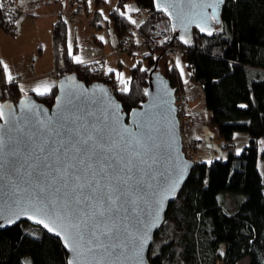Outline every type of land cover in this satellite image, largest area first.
Here are the masks:
<instances>
[{"label": "trees", "instance_id": "trees-1", "mask_svg": "<svg viewBox=\"0 0 264 264\" xmlns=\"http://www.w3.org/2000/svg\"><path fill=\"white\" fill-rule=\"evenodd\" d=\"M94 2L98 5L105 0ZM131 2L137 9L150 10L151 17L131 23L125 14V5ZM109 16L118 37L132 26L145 33L163 15L154 11L152 0H116ZM61 17L51 30L57 79L74 72L86 84L101 81L103 76L106 84H118L112 72L104 71L100 77L96 62L91 63L96 69L87 70V63L73 60L75 50L68 54L66 22ZM180 53L189 81L203 92L218 135L230 143L235 132H245L248 142L238 153L231 149L226 159L194 162L183 189L169 206L166 221L155 234L149 262L236 264L248 257L249 264H264V183L258 167L259 157H264V146H260L264 139V0H225L221 23L211 35L195 32ZM159 54L150 51L142 55L146 65L139 59L131 66L128 92L118 87L115 94L123 111L145 100L147 69ZM163 59H159L158 70L177 87L182 83L179 71L171 65L161 66ZM0 90L2 101L14 102L24 95L15 82H7L2 64ZM55 93L56 86L48 94L34 97L50 107ZM217 192L243 194L247 199L229 212L211 201ZM66 257L57 238L26 221L0 231V264H66Z\"/></svg>", "mask_w": 264, "mask_h": 264}, {"label": "water", "instance_id": "water-1", "mask_svg": "<svg viewBox=\"0 0 264 264\" xmlns=\"http://www.w3.org/2000/svg\"><path fill=\"white\" fill-rule=\"evenodd\" d=\"M224 1L172 0L174 6L168 8L172 18L156 9L155 0L152 3L156 13L169 19L175 38L187 45L195 32L209 35L221 23ZM208 3L214 5L215 19L213 9L206 7ZM161 56L160 53L147 69L145 100L128 112L123 111L122 103L105 83L86 84L74 72L57 79L50 107L37 101L32 93L22 95L14 102H0L4 112V117L0 118V126H3L0 135L6 143L0 151V217H3L0 231L26 221L60 241L67 253L66 264L76 259V253L64 246L62 237L49 232L42 224L25 215H20L13 223L8 222L20 210L10 211L13 201L19 199L21 208L28 207L26 202L37 197L41 187L45 188L43 195L48 199L71 201L76 181L70 179L66 186L59 180L55 183L51 180L57 167L72 164L76 165L73 172L82 176L88 172L87 182L99 181L94 194L89 188L84 189L85 194L92 196L90 201L73 205L74 209L88 221V231L96 225H100L99 231L112 230L109 237H102L105 248L91 253L86 247L81 248L83 254L79 256L78 264H96L97 261L100 264H135L133 237L143 235L145 230L148 242L143 250L142 264H150L148 254L155 234L166 221L169 206L183 189L194 164L183 152L174 104L176 88L158 70ZM133 110L141 115L135 116ZM137 120L140 127L135 123ZM125 128L131 136L124 132ZM89 135L102 136V143L111 149L104 152L95 149L100 153V163H94L91 170L79 163L81 158L85 164L88 162L83 152L77 154L69 150L70 143ZM92 151L89 148V155ZM102 163L111 164L103 173L100 171ZM173 186L175 191H172ZM15 188L20 189L18 197L13 195ZM109 195L115 203L107 201ZM98 211H103L104 215L99 216ZM28 212L37 219H45L34 214L31 207ZM113 244H127L128 247L113 251Z\"/></svg>", "mask_w": 264, "mask_h": 264}, {"label": "rangeland", "instance_id": "rangeland-1", "mask_svg": "<svg viewBox=\"0 0 264 264\" xmlns=\"http://www.w3.org/2000/svg\"><path fill=\"white\" fill-rule=\"evenodd\" d=\"M16 4L21 8L16 31L5 30L0 24V60L8 66L5 75L7 79L10 74L13 77L12 82H16L17 78L22 79L33 70L35 73L49 72L50 69L53 71L51 27L65 10L74 16L73 19L65 15L61 17L66 22L67 44L75 50L74 56H79L84 63L98 62L106 73L109 72L108 69H112L119 88H123L124 85L120 83L117 74L122 73L123 79L129 82L131 66L139 59L143 60L142 55H112L113 47L118 44V37L109 12L115 7L116 0H105L98 5L94 0H91V3L89 0L75 1L72 6L69 0H16ZM125 14L128 18L131 17V20L134 19L129 13V8ZM22 17L29 20L24 27L21 25ZM92 20L94 23L90 24ZM142 20L143 18L137 20L136 24ZM101 37L103 39H100ZM174 59L182 82L176 86L185 94L187 107L194 118L192 127L181 134L185 148L192 155L194 162L209 163L218 158L226 159L233 147H226V141L218 135L216 124L210 120L211 113L205 107L200 86L189 81V71L181 53H177ZM163 64L169 66L172 61L163 59L161 66ZM143 65H146L144 60ZM232 142L229 144L234 145L233 151L238 153L247 144L248 136L245 132H235ZM260 146H264V139H261ZM258 166L260 172L264 174V157H259ZM245 199L247 196L243 194L217 192L211 201L223 205L231 212L236 203ZM236 264H249V258H241Z\"/></svg>", "mask_w": 264, "mask_h": 264}, {"label": "snow or ice", "instance_id": "snow-or-ice-1", "mask_svg": "<svg viewBox=\"0 0 264 264\" xmlns=\"http://www.w3.org/2000/svg\"><path fill=\"white\" fill-rule=\"evenodd\" d=\"M217 2H220V0H217ZM89 3H91V0H89ZM174 6L172 3V0H155V7L158 11L165 12L169 18H172V13L168 11L169 7ZM3 5L0 4V8H2ZM125 7L129 8L130 11H138V9L132 8L131 6L125 5ZM207 8L213 9V19H215V8L212 3H208L206 5ZM103 14V13H101ZM121 16L124 15V13H120ZM129 20L131 23L136 24L137 22L135 20H131V17H129ZM138 26V25H137ZM201 31H204L203 28H201ZM211 35V32L208 33ZM100 39H103L101 37ZM187 43V41H185ZM68 54L72 55V49L71 45H69L68 48ZM73 60L76 63H84V61L79 56H73ZM0 64L4 65V71L5 73L8 72V66L4 64L2 60H0ZM109 72L113 71L112 69H108ZM118 79L120 80V83L124 85V87L121 89L123 92H128V81H125L123 79V74L118 73L117 74ZM8 82H12L13 77L8 74L7 76ZM23 90V89H21ZM33 91H35L38 95H46L51 91V86L44 82L43 84H38ZM147 94V93H146ZM241 107H244L241 105ZM29 111H31L29 109ZM133 114L135 116H139L141 114L135 113V110H133ZM4 117L3 112V106H0V118ZM118 119V117H117ZM7 123V121H6ZM137 124V127H140L139 121H135ZM41 127H44L43 123H41ZM3 126H0V129H2ZM99 133V130H97ZM125 133H128L129 136L132 134L129 132L128 128L124 129ZM121 139H123V136H121ZM103 137L98 136L94 137L93 135L87 136L85 139L78 140L75 143L69 144V150L72 152H75L77 154L83 152L84 156H87L88 162L85 164V160L83 158L80 159L79 163L82 165H85L87 170H91L93 168L94 163H100V153L96 152L95 149H99L100 152L104 151H110V148H106L104 143H102ZM137 144L140 143L139 140L136 141ZM62 144L64 141L61 142ZM131 143V142H129ZM6 147L5 139L2 135H0V151H3ZM89 148L93 149L92 154L89 155ZM54 151H60V149H53ZM40 151L43 152L44 148H40ZM138 156L139 153H136ZM50 167V165H46ZM76 165L72 164H66L63 168L57 167L55 169V174L52 176V183H55L57 180L63 182L66 186L68 185V182L70 179H74L76 181L75 186L72 188V192L74 195L72 196L71 201H64V200H58L54 201L51 199L46 198L43 194L46 191L45 188L41 187L39 189V193L37 197L29 199L26 203L28 207H31L34 214L42 215L45 217L47 222H45V219H37L35 215L29 214L28 207H20L19 199L14 200L13 204L9 206L10 211H14L16 208H19V212H15V215L11 218H9V223L15 222V219H18L20 215H25L29 220H34L37 224H42L45 229H47L49 232L55 233L57 236H61L64 240V246L68 248L69 251L76 253V259H72L68 261V264H78V258L83 253L80 252L81 248L86 247L88 252H93L97 249L105 248L104 243L102 242V237H109L112 234V230L105 228L103 231H99L100 225H96L95 228L88 231V221L85 220L81 215L79 211H76L74 209L73 205L79 206L81 204H84L85 202L90 201L92 196L85 194L84 189L87 187L91 190V192L94 194L95 187L99 185V181H95L93 183H89L86 181V176L88 175V172L85 171L84 175L77 174L72 171L73 168H75ZM110 163H102L100 167V171L103 173L105 172L106 168H110ZM94 175V174H93ZM84 181V182H82ZM59 189H57L58 191ZM172 191H175V186L172 187ZM20 192L19 188L13 189V195L18 197V194ZM107 201L110 203H115L113 200V197L111 195L107 196ZM82 211V209H81ZM99 216H103V211H98ZM3 217H0L2 219ZM134 241V259L135 264H142L143 261V250L148 242V233L147 230L144 231L143 235H136L133 237ZM75 245V247L70 246ZM113 251H115L117 248H120L122 250L127 249V244H113L111 245ZM96 264H100L99 261L96 262Z\"/></svg>", "mask_w": 264, "mask_h": 264}, {"label": "built area", "instance_id": "built-area-1", "mask_svg": "<svg viewBox=\"0 0 264 264\" xmlns=\"http://www.w3.org/2000/svg\"><path fill=\"white\" fill-rule=\"evenodd\" d=\"M70 6L73 5L75 1L81 2V0H69ZM0 4L3 5L0 8V24L3 25L6 29L11 32L16 31L17 29V19L21 12V8L16 4V0H0ZM62 16H69L70 19H73V14L69 13L68 10L62 11L60 13ZM152 15L150 10L145 9H138V11H134L131 13L133 20L137 21L143 18L149 19ZM93 20L90 24H93ZM183 49V45L175 38L170 21L164 15L158 19H155L149 26L148 30L143 33L141 32L136 26H132L128 28L127 31L122 33L118 36V44L113 47L112 55L119 56V55H126V54H133V55H143L150 51H159L162 56L166 59L172 61V68L175 67L174 61L175 56L177 53L181 52ZM89 62L87 63L86 69L89 70L91 68H95V65H92ZM98 63V62H96ZM97 72L100 73V77L103 76L104 70L102 69L100 64H97ZM100 78L99 76H97ZM102 79V78H101ZM105 76L101 82L105 83ZM106 84V83H105ZM109 87L110 92L115 95L118 91V84L108 83L106 84ZM176 88L175 92V106L177 110V119L179 122L180 133L186 129H189L193 125V114L190 109L187 107L186 103V96L183 91L179 90L178 87ZM1 98V95H0ZM1 101V100H0ZM231 143V142H230ZM183 149L185 157L192 160V155L184 146L183 139H182ZM227 146H232V144L227 143Z\"/></svg>", "mask_w": 264, "mask_h": 264}, {"label": "crops", "instance_id": "crops-1", "mask_svg": "<svg viewBox=\"0 0 264 264\" xmlns=\"http://www.w3.org/2000/svg\"><path fill=\"white\" fill-rule=\"evenodd\" d=\"M45 1H51V0H45ZM130 6L132 8L137 9V6L134 3H131ZM132 12H134V11H130L129 10V13H132ZM28 21L29 20H27L26 17H22V19H21V25H23V27H24V25ZM54 23L55 22H53V24ZM53 24H52V26H53ZM51 30H52V27H51ZM67 47L69 48L68 45H67ZM81 64H83V63H81ZM5 77H6V75H5ZM15 81H16L15 83L18 85L19 89L20 90L23 89V90H21V92L23 94L32 93V94L38 95L35 91H33V89L38 84H43L44 82H47L51 86V90H52L56 86L57 77L55 75V70H54V67H53V71L52 72H51V69H50L49 72L47 71V72H42V73H35L34 70H33L31 73H28V75H26L22 79L17 78ZM231 142H232V140H231ZM232 144H233V142H232ZM232 147L234 149V145H232ZM261 174H262L263 183H264V174L263 173H261Z\"/></svg>", "mask_w": 264, "mask_h": 264}]
</instances>
